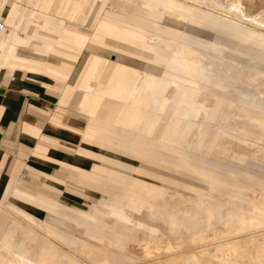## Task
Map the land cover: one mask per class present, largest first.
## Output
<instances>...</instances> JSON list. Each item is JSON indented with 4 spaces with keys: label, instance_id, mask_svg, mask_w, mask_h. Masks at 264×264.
<instances>
[{
    "label": "bare ground",
    "instance_id": "bare-ground-1",
    "mask_svg": "<svg viewBox=\"0 0 264 264\" xmlns=\"http://www.w3.org/2000/svg\"><path fill=\"white\" fill-rule=\"evenodd\" d=\"M27 1L47 13L40 20L31 13L28 24L40 27L31 37L18 32L24 7L0 0L8 15L0 32V71L70 75L88 51L77 85L84 92L80 112L88 117L77 130L83 142L55 149L95 161L86 163L90 168L64 166L80 172L85 184L97 190L105 184L107 190L97 202L105 208L78 209L59 204L54 195L43 199L17 189L14 199L33 212L0 205V264H264V193L255 195L264 190V175L244 167L223 170L218 163L264 160V72L242 68L227 54L242 46L264 50V5ZM30 47L39 57L19 53ZM49 56L64 65H52L44 58ZM75 90L70 86L67 97ZM35 155L49 158L45 152ZM165 183L194 196L179 190L170 195ZM58 222L80 227L82 236Z\"/></svg>",
    "mask_w": 264,
    "mask_h": 264
},
{
    "label": "crops",
    "instance_id": "crops-1",
    "mask_svg": "<svg viewBox=\"0 0 264 264\" xmlns=\"http://www.w3.org/2000/svg\"><path fill=\"white\" fill-rule=\"evenodd\" d=\"M86 51L76 62L79 63L83 58L81 68L77 71L75 63L70 75H58L22 68L11 69L9 67L0 71V171H4L3 175L0 176V182L2 181L0 184V200L2 197L0 205L2 207L15 205L28 212H33L31 208L14 199L17 189L43 199H49V195H54L55 201L63 205L58 201L57 195L54 194L61 193V190L56 187L45 182L42 183V187H39L35 183H31L35 182L34 180L28 182L24 179L19 180L14 176L11 180L10 170L14 161L18 159L17 156L22 150L27 151V149H32L29 153L38 157L39 160L38 163L31 161L37 166V170L30 168L31 178L36 180L44 178L59 184H66L69 181L73 185L88 190L89 192L84 190L76 192L91 199L95 207L96 204H100L97 202H100L101 199L96 198L94 194L106 193L105 184L98 186L97 190L96 186L92 187L84 183L80 172L64 166L68 163L74 166L80 164V166L89 167L86 164L87 159L76 153L72 154L63 149H61L63 151L55 149L59 143L76 148L83 142V137L77 130L86 126L88 117L80 112V103L84 92L79 87L77 88V85L80 83L88 56L85 55ZM44 58L46 59V57ZM50 58L58 60V62H54L46 59L52 65H64L61 60ZM74 74L75 80L71 82ZM70 86H74L76 90L67 97L66 93ZM35 152H45L49 158H40L35 155ZM57 166L62 169L58 176L48 174L56 171ZM69 207L84 209L77 206Z\"/></svg>",
    "mask_w": 264,
    "mask_h": 264
},
{
    "label": "rangeland",
    "instance_id": "rangeland-1",
    "mask_svg": "<svg viewBox=\"0 0 264 264\" xmlns=\"http://www.w3.org/2000/svg\"><path fill=\"white\" fill-rule=\"evenodd\" d=\"M8 1H9L10 5L12 4L13 6H16L17 4H20V5H22L24 7V11L22 12L21 16L17 20V23L19 25L18 26V32H19V34L22 37H24V36H30L31 37L32 34H35V32L40 30L39 26H32V25L28 24L29 19L32 18L31 13L33 11H35L36 12L35 16H37V18H39V20H40L41 17L43 18L42 14H47V13L42 12L41 10H37V8L36 9L33 8V5L30 2H28L27 0H22L20 2H18L17 0H8ZM259 1H260V3H262L264 5V0H259ZM0 10L2 12V17H3L4 21H8L7 12H5L4 9H2V8H0ZM52 13L56 14L54 12H52ZM56 15L57 16H55L54 19H53L55 21H57L59 19V15L58 14H56ZM83 29H86V28H83ZM87 29L90 30V27H87ZM32 32H34V33H32ZM214 39H215V37H214ZM38 41L39 40L35 39L33 44L36 45L38 43ZM31 47L29 49H21L19 51V53L22 56H25V57H30V58L39 57L38 56L39 54H37L36 52H33V49ZM256 53H259V54L257 55ZM88 54H89L88 51H86L85 55L87 56ZM227 54L232 57L234 63L238 64L242 68H248L251 71H263L264 72V50H262L261 48L249 51L246 48V46H242V48L239 51H235V52L227 51ZM106 56H108V57H110L112 59H116L117 61H125L121 56H117L115 53H106ZM50 57H52V56H50ZM50 57H46V59L54 61V62H58V60L52 59ZM82 63H83V58L79 61V63H76L77 71L81 68ZM74 80H75V74L73 75V77L71 79V82H74ZM87 147L92 148L96 152H103V153H105V154H107V155H109L111 157H115V158H119V159L125 160V161H127L129 163H132L134 165H141L140 161H138L137 159H134V158H130L129 156L121 155V154H119L117 152H112V151H110V152L109 151H102L97 146H87ZM31 150L32 149H27V151L25 150L27 153L22 150L20 152V154L17 156L18 159H16V161H14V163L12 165V168L10 170L11 180H12V176H14L15 178H18L19 180L20 179H24L25 181H28V182H31L32 180H34L35 182H31V183H35L39 187H42V183L45 182L46 184L51 185L52 187H56V188L61 190L60 194L59 193L58 194L54 193V194L57 195L58 201L60 203L68 205V206H77V207H80V208L88 209L89 205L92 204L91 199L86 198V197H84L82 195H79L76 192L78 190H84L85 192H89L88 190H86V189H84L82 187L73 185V183H71L69 181H67L66 184H59V183H57V182H55L53 180H47V179H44V178H41V180L40 179L36 180V179H33V178L30 177V173H31L30 168H35V169L37 168V166L31 161H35L37 163L39 161L38 157H35V156L32 155V153H29V151H31ZM222 159H221L222 161L218 160V161H220L218 163L222 164L221 168L223 170L230 169L231 171H235L236 172V171H238L240 169V167H244V168H247L250 171L256 172L257 174L264 175V160H262V159H258L256 157H248L246 159L245 163H242V164H240L239 162H237L234 159L231 160V158L230 159L226 158V160H225V158H222ZM88 162L92 163V164L96 163L95 161H92V160H88ZM77 166H80V164L77 165ZM80 167L85 168L87 166L85 165V166H80ZM87 168H90V167H87ZM56 169L57 170L54 171L53 173L51 172V173H48V174H51V175H54V176H58V174L61 173L62 169L59 166H57ZM153 169H155V168H153ZM0 172H1L0 176H2L4 171L1 170ZM165 173L168 174V175L170 174L168 172H165ZM147 179L150 180L151 182H155V183L160 184L161 186L164 187V184L161 181H157V180L150 179V178H147ZM1 182H0V184H1ZM165 188L167 189V191L169 190V192L173 191L172 193H169L170 195L171 194L173 195V193L175 191L179 190V192L180 193L182 192V194H184L187 191L184 194V195H186V197H192L191 195L194 196L193 192H190V191L185 190V189L180 188V187L177 188L176 186H174V190H173V185L169 184V183H165ZM175 189H177V190H175ZM106 190H107V185H106ZM261 193H264V190L257 191L255 193V195L258 196ZM94 195H95L96 198L97 197L98 198L103 197L99 193H97V194L95 193ZM91 196L93 197V195H91ZM204 199L206 201H208V202L210 201V197L209 196L204 197ZM1 200H2V197H1ZM96 206H97V204H96ZM92 207L95 208V204H92ZM102 207L105 208V206H103V204H101V203L98 204V208L102 209ZM144 215L145 214L142 213L139 216H140V218H142V217H144ZM156 224L159 225L158 223H156ZM57 226H59L60 228L66 230L70 234L75 235L78 238H80L82 236V231L83 230L80 227L71 228V226L68 227L65 224L59 223V222L57 223ZM260 232L264 233V227L262 229H260ZM41 237L43 238V235L40 236V238ZM95 244H97V243H95ZM97 245L99 247H101V248H105V246H106L107 248H110V251H114L113 248H111L108 244H104L103 242H100V244L98 243ZM61 246L63 248H66V249L68 248V246L65 245V244H62ZM132 247H134V245ZM135 248H136L137 253L141 252L137 247H135ZM99 251H100V253H104L103 249H100Z\"/></svg>",
    "mask_w": 264,
    "mask_h": 264
},
{
    "label": "built area",
    "instance_id": "built-area-1",
    "mask_svg": "<svg viewBox=\"0 0 264 264\" xmlns=\"http://www.w3.org/2000/svg\"><path fill=\"white\" fill-rule=\"evenodd\" d=\"M5 29H6V23L2 17V12L0 11V32Z\"/></svg>",
    "mask_w": 264,
    "mask_h": 264
}]
</instances>
